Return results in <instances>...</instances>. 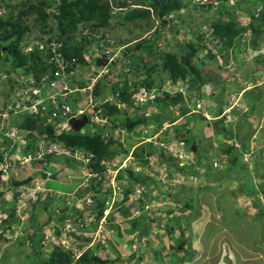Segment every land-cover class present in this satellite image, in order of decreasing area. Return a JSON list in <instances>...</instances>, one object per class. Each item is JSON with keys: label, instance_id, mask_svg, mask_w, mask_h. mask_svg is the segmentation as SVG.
<instances>
[{"label": "rangeland", "instance_id": "1", "mask_svg": "<svg viewBox=\"0 0 264 264\" xmlns=\"http://www.w3.org/2000/svg\"><path fill=\"white\" fill-rule=\"evenodd\" d=\"M27 1L28 0H0V16L3 18L8 17L11 12L8 6H14V16L17 17L22 11L19 6ZM238 1L244 2V4L248 3L249 5L256 0ZM59 2L60 0H56L54 6L48 9L50 14L56 13V6ZM186 2H188L187 6L183 7L178 15L170 16L172 21L168 29L163 30V37L155 42L154 48H156L158 52H161V56H164L167 52H177L179 44L194 39L192 32L202 35L207 41L212 40L213 44L218 43L212 35L213 29L211 27L213 18L216 19L220 17L218 14L216 16L214 14L216 8L214 7L212 12L207 14L204 9L196 8L195 3L189 2V0H186ZM225 4L226 6L235 7L238 2L237 0H229L226 1ZM256 8L260 7L256 6ZM23 19L26 24L31 26L30 33L26 34V38L30 41V45L39 41L45 46V42L50 38V35L46 34L43 36L44 41L37 39L38 37L40 38L43 33L39 25L35 23V16H24ZM207 19L209 20L208 23L205 21ZM236 20L239 26H247L249 23L248 16L246 14L244 15L242 12L237 13ZM223 21L226 22L225 18ZM52 22L50 20V23ZM113 24L115 26L113 27L112 25V29L109 33L115 40H124L129 48H133V53H135V46L137 44L150 38L156 31L161 29L160 23L157 20H155L150 27L145 26L134 34L130 33V30L133 28V25L130 23L125 24L124 27L121 25L117 26L116 22H113ZM103 31L105 30H100V32ZM83 32L84 35L88 34L87 30H83ZM251 34L252 33L248 32L243 37L241 45L236 48L235 52L231 50L228 51L227 66L225 62L222 61V56L220 55L217 56V61L208 58V51L199 52L197 57H195L194 60L197 66L202 67L204 72L207 70L214 76H220V78L228 84L225 98L224 94H222L220 83H217L219 85L217 87L218 92L210 91L209 86L205 88V97L200 98L198 102H200L205 109H208L209 113H205V111L196 107L194 101L197 99L198 93H196V97L189 100L193 93L188 92V87L190 85L188 81H178L176 84H172L169 80H166V73L164 74L163 72L161 75L159 74L160 76L157 75L158 78L164 79L163 83L156 81L154 90H156L158 94H162V91L165 90L171 93L181 91L188 100V107L191 111H196L195 113L190 112L184 115L183 119L181 118L177 123L181 122L183 124L182 121L185 119L186 123L192 120L194 126L197 124V128L193 127L185 138L187 144L185 152L184 148H178L176 150L177 158L169 154L166 155L169 160L174 163L173 166L168 164V167H165V165L163 166L153 158L150 160L149 166H142V170L136 169V174H140L144 171L142 172L144 176H151L153 180L151 186L156 185V187L153 190L150 187L149 192L136 191L139 187L138 183L131 187L133 193L130 194L128 203L133 204L132 211H138L139 215L136 219H133L134 222L129 221L128 224L130 225L129 229H131L134 224L139 223V229L142 231L140 237L149 236L150 239H148V242L145 244V246H147L145 254H139L135 261L130 260V256L125 258L123 262H116L115 264H167V259L169 261L170 257L178 259L179 254L182 255L181 257L186 258L187 261H190V264H193V261L196 260L194 257L196 255L198 256L203 248L210 250L212 255L215 253L217 254V264H264V217H261V213H264V194L261 193L257 196L249 194L247 188L243 185V180H245L248 175H245L244 179L225 177L231 170L227 165H224L223 162V160H226L225 149L228 145L232 144L233 141L225 139V137L221 135L216 136L215 134V123L221 118H224V124L233 133L237 130L240 131L239 139L244 141L247 146V151H245L243 156V162L249 163L251 171L248 174L254 180L256 184L255 187H264V34L257 38L260 45V50L258 51H253V49H251L253 37ZM98 42V45H100V41ZM114 42L115 41L112 40L107 44ZM207 46L208 48L213 47L210 44ZM114 48L120 49L122 56L120 57L121 62L117 64L118 70L129 79H132L134 76L143 78L144 74L141 70L142 67L139 69H133L131 67L130 70L129 67L124 68L123 65L125 62L127 65L130 63L129 60L124 59L122 54L125 50L124 46L115 45ZM212 50L213 53L217 52L215 48H212ZM24 52L31 53L32 50H27V47H25ZM224 53H227V51ZM164 62L165 60L163 58L151 54H146L143 60V63L148 65L158 63L160 65L159 70H162ZM0 64H2L0 68V107L5 109L6 106L8 107V111L10 109L7 119L0 117V130H4L5 127H9V123L11 124L15 116H17L15 112L17 106L15 102L19 87L16 85L18 84L16 80H19V77L18 75H6L10 67L7 64H3L1 60ZM219 66L222 68L225 66L224 71L220 72L218 70ZM261 67H263V69ZM115 77L116 74L111 73L106 76L103 82L111 84V82L115 81ZM153 78L156 79V77ZM235 79L237 81L239 79L240 83L236 82ZM109 84L106 86L105 96L112 93V88L110 89L111 86ZM210 88L213 89L214 87L211 85ZM212 92H215L214 99L220 102V107H216L214 105L215 103L210 98ZM250 92H254V95L251 94V98L248 99V96H250L248 93ZM259 94L262 95L260 100L255 101V98L258 97ZM193 96H195V93ZM154 97L155 95L152 96V98ZM251 105H253L254 110L250 108ZM219 109H223L224 112L218 117L216 112L218 113ZM170 110L171 113L168 111L162 114L154 109H150L145 116H151L155 113L156 116L161 115L162 119L164 116L168 118L170 116L169 114L178 117L177 114L179 109L175 108ZM131 111L135 110H130L128 107H121V113L109 120L124 121L126 115L130 117L134 116ZM200 113L202 115L207 114L206 116H208L207 118L212 126L199 121L201 120ZM17 128L14 129L17 130ZM185 128L188 127L180 124L178 130L182 131ZM148 129H150L148 135L152 136L153 130L157 129V127L153 124L150 125ZM12 131V129L5 130L4 133L14 139L13 146H17V150L13 153L10 152V155H13L11 157L8 155L6 157V165L0 167L4 173V181H0V264H39L41 260L49 258V254L53 251L54 247L69 249L72 244H78V242H80L79 239H76V235H79L80 232L78 229L80 225L78 216L80 214L79 210L85 206L84 201L81 199L84 194L81 192V195H74L73 193L75 191L74 187L77 186L75 178L79 177V174L84 178L83 171L85 168L81 167L80 173V167H78V163L76 162H79V159L73 158L71 162H68L67 160H70V158L66 155L56 154L58 149L45 141L46 137H48L47 135L39 137L35 131L28 129L17 131V134ZM83 131L94 133L92 122L83 127ZM162 131L163 129L159 130L160 133ZM166 133L167 132L164 131L163 134H160L161 141L167 136ZM246 133L250 135L247 139H243ZM29 134L33 136L29 137ZM2 136H0L1 152L4 149L2 146ZM146 136L147 135H142L139 131L135 136L127 140H125V138H120L124 150L126 148L128 151L125 150L124 152L123 150L117 154L124 157L126 152H134L135 147L142 144L144 142L142 138ZM173 143L177 146L176 142ZM30 144L33 145V147H31ZM194 144L199 147V152L191 154L188 149ZM1 146L3 148H1ZM235 146H241L239 140L235 142ZM157 147V151H161L160 147ZM46 149H48V152L49 149L53 152L54 158L50 161H44L42 163L43 165H40L39 162L43 158V153H46ZM34 151L35 153L37 152V156H25V154ZM179 155H182L183 158H180ZM198 159L206 161L209 164L208 169L210 168V170L201 169L198 165L194 170L188 167L189 164L197 163ZM136 161L133 164L137 166L138 163H136ZM180 170H186L189 174H182L179 172ZM194 172H197L199 177H192V173ZM43 174H58V177L57 180H43ZM202 174H204L203 177L200 176ZM32 175H35V178L29 184L19 187L16 191L10 188L9 179L11 176L23 180ZM178 177L181 179H178ZM145 180L148 181L147 179ZM178 182L184 183V185H176L174 187L171 185L173 183L177 184ZM78 183L80 184V182ZM121 184L126 185V183ZM71 185L73 187H70ZM123 189H125L124 186ZM78 190L81 191V188H78ZM16 192L20 193V197H15ZM65 192L70 195L67 197L64 194ZM164 192H167V194L163 195L162 193ZM169 194L174 195L172 198L173 200H171L173 203L169 202ZM62 195H65L66 200ZM159 195H161V198L159 197L158 201L153 199V196L157 197ZM146 199L151 203L148 205L150 206L148 210H145L143 207V204L147 201ZM142 200L144 201L143 204ZM186 202H189L191 205L189 211L184 210V204ZM177 203L179 206H177ZM46 204L48 206L47 211L44 209ZM67 207L72 208L67 209ZM187 213H189L188 218L185 216ZM13 215L15 216L13 217L16 220L15 223H11ZM93 215L91 216L93 217ZM91 216L90 218H92ZM113 217L114 216L111 215L107 222L108 224L104 225V232L108 231L110 227L109 224L111 223L110 221ZM147 217L148 221L145 222ZM51 218L54 223L59 220L62 225L51 223ZM87 218L88 217H86V221ZM151 218L155 222L160 221V223L157 222V226L151 224ZM92 219H90V223L95 224V221L93 222ZM166 221H168V223ZM34 227L35 231L36 227L40 228L37 229L36 235H41L40 240L43 241V244L45 243L43 245L44 249H41L42 252L38 254L35 252V245L32 242L35 239ZM204 227L205 230L203 231ZM98 229L99 228H97V230ZM132 229L136 230L134 228ZM169 229H172L171 233L168 231ZM58 230H61V233L64 235L58 237L56 235V232H60ZM154 232L156 233L152 235ZM96 234V232L91 234V240L95 239ZM158 234L162 236L159 237ZM202 235H204V237ZM163 236L164 240H173L171 241L173 243L172 250L168 248V244H160V240H162ZM199 238H202V240L198 243L196 241H198ZM115 239L117 242L119 241L116 236ZM191 240H196L194 244L198 243V245L195 246L192 242V247ZM120 241L119 250L121 254L124 253L125 256L132 254L129 240ZM216 241H219L220 244L217 245ZM104 242L106 243L100 242V245L99 243L91 245L89 249L92 251L89 252V257H99L102 260L108 258L107 260L112 262L114 261L113 256H118V250L113 251L107 244L108 241H106V239ZM137 242L141 243V240L138 238ZM187 244H190V247ZM101 245L103 247H101ZM184 245H187L188 249L192 250H186L187 247H184ZM181 247L184 250H180ZM164 251L167 253H164ZM189 252L192 256H188ZM140 257H142L143 260L139 262L138 260ZM172 261L176 263V260Z\"/></svg>", "mask_w": 264, "mask_h": 264}, {"label": "trees", "instance_id": "2", "mask_svg": "<svg viewBox=\"0 0 264 264\" xmlns=\"http://www.w3.org/2000/svg\"><path fill=\"white\" fill-rule=\"evenodd\" d=\"M190 1L195 3L196 8L204 9L207 14L211 13L214 7L216 8L214 14L215 16L218 14L220 17L216 19L213 18L211 27L213 29L212 35L214 39L218 41V43L213 44L212 40L207 41L202 35L192 32L194 39L189 42L179 44V49L177 52H167V54L164 56H161V52H158V50L154 48L155 42L163 37V30L168 29L169 24L172 21L170 16L178 15V13L182 11V8L187 6L188 2H186V0H60L59 4L56 6V13L54 14H50L48 9L54 6L56 0H28L26 3H22V5L19 6V8L21 7L22 11L17 17L14 16V6H8V8L11 9L10 15L6 18L0 16V60L3 62V64H7L10 67L6 75H33L36 81L40 82L42 76H44L48 71L49 67L47 66L45 59H47V57L53 56V54L47 53V50L41 51L39 47L36 46L34 51L31 53L24 52V48L30 46V41L27 40L26 34L30 33L31 26L26 24L23 17L34 15L36 25H39V28L43 33V35L37 39L43 40V36L49 34L50 38H48L45 42L46 47H48V45L53 41L60 43L61 46L58 48V52L66 59L68 64H72V62L76 60L77 64L81 65L82 68L81 71L77 69L80 73L83 74L87 70L92 71L102 69L104 66H98L97 59L92 57L89 61L87 60L86 52L93 50L94 53L100 54V51L105 50L107 45H109L107 43L114 40L115 42L112 46H124L125 50L122 52V54L125 60L130 61L128 65H123L124 68L129 67L130 70L131 67L133 69H139L142 67L141 70L144 74V77L138 78L137 76H134L132 79H129L126 78L121 71L114 69L113 73L116 74V77L115 81L110 84V89L112 88L111 92L113 94H119L118 101L121 104L123 102L126 103L127 106L125 108L128 107L130 110L135 111H131V113L134 115L133 117L126 115L124 121H113L115 123V127L114 130H112V134L108 137V140L103 137V129L97 128V126L91 120H89L87 124L92 122L94 133L84 132L82 128L79 131L70 130L55 135L54 129L51 126H48L47 128L43 126V120L41 117L29 116L27 113L17 114L11 124L9 123V127H5L4 130H0V136L3 135L2 146L4 147L2 152L0 150V167L6 165V157L10 155V152L13 153L15 150H17V146H13L14 139L6 135L4 131L17 127L18 132L28 129L35 131L39 137L47 135L48 137H46V140L53 143H60L63 145V147L70 149L73 152L75 150H80L81 153L85 155L92 153L94 157L92 158V162L89 166L92 167L95 172L100 173L101 175L107 170V168L102 166L101 163L103 161H106V163L109 164L113 163L114 161L118 160L117 153H120V151L122 152L124 150L120 142L122 135L116 134V128L118 127H121V129L127 131V135L124 136L125 140L132 138L137 134V132H141L143 128H148L150 125L154 124L157 129L153 130V135L164 127L166 128L165 131L167 132V136L164 137L165 142H185L186 139L183 137V134H187L188 136L190 130L193 129V127L197 128V124L194 126L192 120L186 123V119L182 121L183 124L181 122L177 123V121L181 118L183 119L184 115L193 112V110L191 111V109L188 107V100L181 91L171 93L170 91L165 90L162 91V94H158L157 91L154 90V86L156 81L163 83L164 79L158 78L157 75L160 76L161 73H166L167 79H165L169 80L172 84H176L178 81H188V83H190L188 92L193 94L195 93V96L191 94L189 100H192L194 97H196V93H198V97L194 101L195 105L200 100V98L205 97L204 90L205 88H208V86L210 91L218 92L217 87L219 86V83L222 94H224L225 98L226 89L228 87L226 81H223L220 76H214L207 70L204 72L202 67L197 66L194 60L195 57H197L199 52L208 51V58L211 60H216L217 56L220 55L222 56V61H224L227 66L228 51L231 50L232 52H235L236 48L241 45L243 37L248 32L252 33L251 36H253L251 47L253 51L260 50V45L257 38L264 34V0H256L257 2L255 1L249 5L248 3L244 4V2L237 0L238 4L235 7L226 6L225 3L229 0H189V2ZM256 6H259L260 8H256ZM238 12H242L244 15L246 14L248 16L249 23L247 26H239L237 23L238 21L236 20V15ZM224 18L226 22L223 21ZM50 20L51 22L53 20V22L50 23ZM155 20L159 21L162 30L160 29L159 31H156L152 36H150V38L145 39L143 42L137 44L135 46V53H133V48H129L124 40H115V38L109 33L112 29V25L113 27L115 26L113 22H116L117 26L121 25L122 27H124L127 23L132 24L133 28L130 30V33L134 34L136 31H139L145 26L150 27L151 24L155 22ZM205 21L208 23L209 20L207 19ZM83 30H87L88 34L84 35ZM100 30L105 31L100 32ZM187 31L189 32V30ZM98 41L103 44L102 47L98 46ZM208 44L213 47L208 48ZM212 48H215V50L217 49V52L213 53ZM47 49H50L51 51V48ZM225 51H227V53H224ZM130 53L133 54L129 55ZM146 54L158 55L159 58H163L165 62L162 66V70H159L160 65L158 63L153 65L143 63ZM118 62H121V59ZM1 67L2 64H0V68ZM53 67L55 66L53 65ZM67 69L72 70L70 67H67ZM224 69L225 66H223V68L221 66L218 67L220 72L224 71ZM153 77H156V79ZM236 82L240 83V80L238 79ZM87 83L88 82H80L79 84L86 86L88 85ZM103 83L105 84L103 85ZM108 84L109 83L106 84V82L102 81L99 82V84L96 86L94 94L106 95V86ZM211 85L214 87L213 89L210 88ZM139 93L155 95V98L153 100H148L146 103H137L136 105L137 96ZM251 94L254 95V92L248 93L250 96L246 95L248 96V99L251 98ZM214 96L215 92H212L210 94V98L213 100L216 107H220V102H217L214 99ZM261 96L262 95L259 94L258 97L255 98V101L260 100ZM103 108L105 109V119H112L114 116L121 113V107L117 105L115 106L107 104L104 105ZM175 108L179 109L177 114L178 117H174L169 114L170 116L168 118H165L164 116L162 119L161 115L156 116L155 113H153L151 116H145L150 109H154L163 114L167 113L168 111L171 113L170 109ZM250 108L253 109V105H251ZM223 112V109H219L218 113L216 112V114L219 117L221 114H223ZM200 117V122H205L207 125L212 126L205 115L200 113ZM180 124L186 125L188 128L180 131L178 130ZM215 126L216 136L221 135L224 136L225 139L233 141L232 144L228 145L225 149L226 160H223V162L224 165H227L231 169L225 177L244 179L245 175H248V177L243 180V185L247 188L249 194L252 196H257L261 193L264 194V187H255L256 184L254 183V180L248 174L251 171L249 168V163L243 162V156L245 151H247V146L244 141L239 139L240 131L237 130L235 133H233L224 124V118L218 120V122L215 123ZM244 135L245 136L243 139H247L250 134L246 133ZM32 136V134H29V137ZM237 140H239L241 143L240 147L235 146V142H237ZM2 146L1 148H3ZM31 147H33V145H31ZM125 150L128 151L126 148ZM188 150L191 154H194L191 148ZM198 152L199 147L197 146V153ZM12 155L13 154H11L9 157ZM28 155H33L35 157L38 154L34 151L25 154V156ZM133 156L136 158L140 166H149L150 159L153 158L160 162V164L167 165V167L168 164L171 166L174 165V163L169 160L168 156H166L164 152H160L159 150L157 151V147L154 146L153 143H142L137 145L134 149ZM53 158L54 154L47 152L43 155V158L40 160L39 164L43 165L42 163L44 161H50ZM67 161L71 162L72 159L70 158V160ZM76 162L78 163V167H80L81 173V167L86 168V166H84L83 162L80 160L79 162ZM189 165L188 167L190 169L193 168V170L197 165L200 166L201 169H208L209 167V164L206 161L199 159L197 160V163H192ZM180 171L186 175L189 174L186 170ZM192 174L194 176H199L197 172ZM203 175L204 174L200 176L203 177ZM3 176L4 173L0 169V181H4ZM34 178L35 175H32L26 179L19 180L14 176H11L9 179L10 188L16 191L19 187L29 184L34 180ZM127 178H129V181H134V183L130 182L127 184L124 182V180ZM75 181L77 185H79L78 182L82 183L84 178H82L79 174V177H76ZM118 181L122 187H125V189L123 194L117 198V204H120L121 206L119 212H117L115 215L120 214L121 216L125 217V224H127L130 221L127 219L131 216L132 210V204L128 203L130 194L133 193L131 187L138 183V188H140V190L143 189L144 191L149 192L152 184L151 182L153 180L151 176H144L142 173L136 174L133 169H127L120 172ZM123 182L126 183L127 186L125 184H121ZM91 183L92 187L90 191L96 194L93 196L95 203L93 206L87 209V212H82L81 215H86L88 213L91 216L94 214L93 219L96 221V224H99L101 219L104 217L105 209L107 208V195L101 192V182L92 180ZM163 194L165 195L167 192H164ZM77 195H79V192H77ZM15 197H20V193L16 192ZM143 203L144 201L142 200V204ZM184 205L185 209L189 211V207H191L190 203L186 202ZM44 209L47 211V204L44 206ZM188 215L189 213H187L186 218H188ZM13 217L15 216L13 215L12 218ZM80 217L83 218V216L78 217L79 221ZM261 217H264V213H261ZM11 221V223L16 222L15 218L11 219ZM157 222L160 223V221ZM155 225L157 226V223ZM37 229L40 228L36 227L35 231L34 227V236L36 240L34 239L32 242L35 245V252L38 254L44 249L43 245L45 243L43 244V241L40 240L41 235H36ZM138 230L139 228L136 230L131 228L128 229V233L135 234ZM168 231L171 233L172 229H169ZM73 254L74 253L72 251L69 252L56 247L50 252L49 258L41 260L39 264H73ZM89 256V252L84 253L79 258V263L112 264V262H109L108 260H101L99 257Z\"/></svg>", "mask_w": 264, "mask_h": 264}, {"label": "built area", "instance_id": "3", "mask_svg": "<svg viewBox=\"0 0 264 264\" xmlns=\"http://www.w3.org/2000/svg\"><path fill=\"white\" fill-rule=\"evenodd\" d=\"M113 44L114 43H111V46L110 44L107 45L105 50L100 51V54L94 53L93 50L86 52L88 61L92 57L94 59L106 58L108 60V64L102 69L92 71L87 70L83 74L78 71H81V67L79 64H77L76 60H74L72 64H68L66 59L58 52V48L61 46L60 43L53 41L48 45V47H46V44L44 46V44L40 43L39 41L31 44L32 47L30 45L27 47V50L31 49L34 51L36 46L39 47L41 51L47 50V53H51L53 56L47 57V59H45L49 68L46 74L42 76L40 82L36 81L33 75L18 76L19 80H16L18 82L16 85H18L19 89L16 94L17 98L15 103L17 110L15 112L17 114L27 113L29 116L41 117L43 120V126L45 128L51 126L54 129L55 135L72 130V119L78 120L83 116H86L88 120H91L97 126V128L103 129L104 136H106L104 138L108 140V137L112 134V130H114L115 124L113 121L104 118L105 109L103 106L107 104L115 106L117 105L120 107L127 106L126 103L123 102L121 104L118 101V93H111L107 96L103 95V97L102 95L94 94L96 86L99 84V82H103L107 75H110L114 72V69L112 68H116L115 70L118 69L117 64L119 63L118 61L120 60L121 53L120 49H116L112 46ZM102 45L103 44L100 43L98 46L102 47ZM47 48H51V51ZM126 64L127 63L125 62L124 65ZM53 65L55 67H53ZM67 67L72 68V70H68ZM80 82H88V85L82 86L79 84ZM104 84L105 83H103V85ZM152 96L153 95H147L146 93H139L137 96L136 105L137 103L143 104L148 100H153L155 97L152 98ZM196 107L202 109L205 111V113L208 112L207 109H205L200 104V102L196 103ZM7 109L8 107L6 106L5 109L0 107V117L3 119H7L9 116L10 109L9 111ZM195 112L196 111L193 113ZM204 115L206 116L207 114ZM150 129L143 128L141 130L140 133L142 135H147L145 138H142L144 141L143 143H153L154 146L160 147V152H164L166 155L169 154L174 157H177L176 150L178 148H184L185 152L186 144L183 141L177 143L176 146L173 142L170 145V143L160 140V134H163L166 129L165 127L161 133L158 131L152 136L148 135ZM12 130L17 134L18 130ZM116 134H121V139H123L124 136L127 135V131L121 129V127H118L116 128ZM45 141H47L46 143L49 142L51 146L58 149L56 154H63L70 158H75L77 160L79 159L83 162L84 166H86L85 170L83 171L84 181L80 186L84 194L81 199L85 204V206L81 209L91 207L93 206L92 204L95 203L93 196L96 194L90 191L92 187L91 181L97 180L98 182H101V192L107 195V208L105 210V217H107L114 205L117 203L118 196L123 194L124 189L119 184L118 177L121 171L131 169L133 162L136 160V158L133 156V152L127 153V155L125 154L126 156L124 155V157L118 154V160L111 164L103 161L101 164L102 166H105L107 170L101 175L100 173L95 172L93 168L89 166L92 162V158L94 157L92 153L85 155L82 154L80 150H75L73 152L70 149L63 147V145L60 143H53L48 140ZM45 152L47 153L48 149H46ZM48 153L53 152L49 149ZM44 154L45 153H43V155ZM179 156L180 158H183L182 155ZM140 191L144 192L143 189ZM135 241L136 242L133 244L134 251L139 249V244H137V236L135 237ZM141 242H144V240L141 239ZM77 256L80 257V254H77Z\"/></svg>", "mask_w": 264, "mask_h": 264}, {"label": "crops", "instance_id": "4", "mask_svg": "<svg viewBox=\"0 0 264 264\" xmlns=\"http://www.w3.org/2000/svg\"><path fill=\"white\" fill-rule=\"evenodd\" d=\"M184 135L185 134H183V137H184ZM136 161V160H135ZM135 161L133 162V163H135ZM136 163H138L137 161H136ZM131 169H133L134 170V172L136 171V169H138V170H142V166H140L139 164L136 166V164H133L132 165V167H131ZM142 172H144V171H142ZM141 172V173H142ZM124 182H126V183H130V182H133L134 183V181H129V178H127L126 180H124ZM123 182V183H124ZM179 186V185H184L183 183H177V184H173V187L174 186ZM70 187H73L72 185L70 186ZM156 187V185H153V186H151V189L153 190L154 188ZM75 188V187H74ZM75 190V189H74ZM161 191H163V190H161ZM64 194H69V193H67V192H65ZM163 194V193H162ZM164 195V194H163ZM159 197L161 198V195H159V196H157V197H155V196H153V199H155V200H157L158 201V199H159ZM170 201L169 202H171V200H173L172 198H173V195H170ZM147 201H145V203L143 204L144 206V208H145V210H148V208H150V206H148V205H150L151 203L150 202H148V199H146ZM171 203H173V202H171ZM133 205V204H132ZM131 205V206H132ZM120 204H115L114 205V207L112 208V210H111V212H110V214L107 216V217H105V214H104V217L101 219V221H100V223L99 224H96V221H95V224H91L90 222H91V220L90 219H92V218H90V214H86V215H81V213L82 212H87V211H81L80 212V214H79V216H83V218L82 217H80V225H79V235H76V234H74V235H76V239H79V241L80 242H78V244H72L71 245V248H66V249H68V250H66V249H64L65 251H69V252H73L74 254H73V264H82V263H79V256H77V254L79 255L80 254V256L82 255V254H84V253H86V252H91L92 250L91 249H89L90 248V246L91 245H94L95 243H99V245L101 244L100 242H103V243H106V242H104L105 241V239H106V241H108V245L112 248V250L113 251H117L119 254H118V256L116 257V255L115 256H113L114 257V261H112V264H115L116 262H123L124 261V259L125 258H127V257H130V255L131 254H129V255H126L125 256V254L123 253V254H121V252H120V250H119V248H120V243H121V241L120 240H129V242L131 243V253H133L134 251H133V248H132V246H133V244L136 242L135 241V239H134V237H136V236H139L140 237V235H142V231L139 229L136 233H135V235L134 234H129L128 233V230H126V229H129V224L127 223V224H125V217H123V216H121L120 214H117V215H115L117 212H119V210H120ZM177 206H179L178 205V203H177ZM160 207V206H159ZM106 210V209H105ZM135 210V209H134ZM184 210H187V209H185L184 208ZM131 212H132V214H131V216L127 219V220H130L131 222H134V220L133 219H136L137 218V216L139 215V213H138V211L137 212H133L132 210H131ZM151 212V211H150ZM167 212V211H166ZM166 212H165V214H166ZM164 214V215H165ZM111 215H113L114 217L111 219V223L109 224L110 225V227H109V229H108V231H105L104 232V229H103V227H104V225L105 224H108L107 222H108V220H109V217L111 216ZM150 215V214H149ZM167 215V214H166ZM78 216V217H79ZM185 216H187V214L185 215ZM86 217H88L87 218V221H86ZM104 218H105V220H104ZM152 219V218H151ZM93 220V222H94V219H92ZM148 221V217L146 218V220H145V222H147ZM197 221V220H196ZM167 222V221H166ZM165 222V223H166ZM51 223H54L53 221H52V219H51ZM150 223L151 224H156L157 222H155L153 219L150 221ZM54 224H57V225H62V224H60V221L58 220V221H56V223H54ZM137 224V227L136 228H134V229H138L139 228V223H136ZM72 225V224H71ZM125 225H126V228H125ZM205 226H207V225H205ZM97 228H99L98 230H97ZM77 229V230H78ZM205 230V227H204V229H203V231ZM58 231H60V232H56V235L58 236V237H61L62 235H64V234H62L61 232V230H58ZM203 231H202V234H203ZM97 233L96 234V236H95V239H93V240H91V234L92 233ZM76 233H77V231H76ZM156 232H154L152 235H154ZM151 234V233H150ZM70 235H72V234H70ZM115 236L116 237H118V242H117V240L115 239ZM158 236L159 237H161L162 235H159L158 234ZM203 237H204V235H202ZM152 237V236H151ZM159 237H157V238H159ZM188 237H191V236H188ZM94 238V237H93ZM147 241L146 242H148V239H150V237L148 236V237H144ZM200 240H202V238L200 239H198V241H196V242H200ZM171 241H173V240H164V236L162 237V240H160V244L161 243H165V244H168L167 246H168V248H171V250H172V245H173V243L171 242ZM195 241L194 240H191V246L193 247V245H192V242H193V244L195 243ZM109 242H110V244H109ZM153 242V241H152ZM170 242V243H169ZM203 242V241H202ZM217 242V241H216ZM159 243V242H158ZM198 243H196V244H194L195 246H197L198 245ZM146 244V243H145ZM220 244V242L218 241L217 242V245H219ZM105 245V244H104ZM189 247H190V244H187ZM187 245H184V247H187ZM101 247H103L102 245H101ZM199 247V246H198ZM219 247V246H218ZM54 248H56V247H54ZM60 248V247H59ZM75 251H74V250ZM93 249V248H92ZM219 249V248H218ZM87 250H89V251H87ZM146 250H147V246H145V253H146ZM180 250H184V249H182V247H181V249ZM186 250H188V251H191L192 249H188V247H187V249ZM199 251V250H198ZM219 251H220V249H219ZM144 253V254H145ZM164 253H167L166 251H164ZM175 253V252H174ZM174 253H172V254H174ZM193 253V252H192ZM217 253H218V251H217ZM184 254V253H183ZM216 253L214 254V255H212V253H211V251L210 250H206V249H204L203 248V250L202 251H200V253H199V255L197 256H195L194 258L196 259L195 261H193V264H217L218 262V260H216ZM182 255H180L179 254V256H178V259L176 258V259H174L173 257H170V261H172V260H176L175 262L176 263H173V261L172 262H170L168 259H167V264H190V261H187L186 260V258H184V257H181ZM188 256H192V254L189 252V255ZM137 258H138V256H137ZM108 258H106L105 260H107ZM141 259V260H140ZM139 260L140 261H142L143 260V258L141 257ZM102 260V259H101ZM111 262V261H110Z\"/></svg>", "mask_w": 264, "mask_h": 264}, {"label": "water", "instance_id": "5", "mask_svg": "<svg viewBox=\"0 0 264 264\" xmlns=\"http://www.w3.org/2000/svg\"><path fill=\"white\" fill-rule=\"evenodd\" d=\"M107 64H108V60L105 58L97 60L98 66H106ZM261 68L263 69V67H261ZM87 123H88V118L86 116H83L82 118H80L78 120H75V119L71 120L73 130H76V131L81 130ZM186 137H187V134L184 135V138H186ZM191 149H192L193 153H195V154L197 153V145L196 144L192 145ZM57 177H58V174H53V175L43 174L42 175L43 180H57ZM136 227H137V224H134L132 228H136ZM144 253H145V247L141 246L140 251L138 253L134 252L132 254L130 260L135 261L138 254L143 255ZM138 261H140V260H138Z\"/></svg>", "mask_w": 264, "mask_h": 264}, {"label": "clouds", "instance_id": "6", "mask_svg": "<svg viewBox=\"0 0 264 264\" xmlns=\"http://www.w3.org/2000/svg\"><path fill=\"white\" fill-rule=\"evenodd\" d=\"M105 59H106V58H105ZM97 60H98V59H97ZM249 111H250V108H249ZM192 113H193V112H192ZM88 122H89V120H88ZM84 127H85V126H84ZM72 130H73V127H72ZM185 144H186V143H185ZM186 146H187V145H186ZM185 148H186V147H185ZM194 154H195V153H194ZM69 158H70V157H69ZM175 158H177V157H175ZM71 159H73V158H71ZM163 166H164V165H163ZM166 166H167V165H165V167H166ZM208 170H210V169H208ZM179 172L182 173L181 171H179ZM182 174H183V173H182ZM187 175H188V174H187ZM193 176H194V175H192V177H193ZM167 177H168V176H167ZM185 177H187V176H185ZM198 177H199V176H198ZM178 179H181V178L178 177ZM179 181H180V180H179ZM178 183H181V182H178ZM173 184H174V183H173ZM173 184H171V185L173 186ZM183 184H184V183H183ZM174 185H175V184H174ZM80 186H81V183L75 187V191H74V193H73L74 195H77V192H79V195H81L82 189H81V191L78 190V188H80ZM136 191H140V188L136 189ZM144 192H145V191H144ZM82 193H83V192H82ZM65 195L68 197L70 194H65ZM65 195H62V197L65 198V200H66ZM106 200H107V197H106ZM74 205H75V204H74ZM106 207H107V206H106ZM71 208H72V207H67V209H71ZM88 208H89V207H87V208H85V209H80L79 211H80V212L83 211V210H84V211H87ZM138 238H139L140 240L143 239L144 242H141V243H138V242H137V244H139V249H137L136 251L133 250L134 252H137V253L140 251V247H141V246H144V247H145V243H146V241H147L144 237L141 238V237L137 236V239H138ZM134 239H135V237H134ZM132 248H133V246H132ZM134 252H133V253H134ZM133 253H132V254H133ZM132 254H131L130 256H132ZM82 255H83V254H82ZM82 255H81V256H82ZM81 256H80V257H81ZM138 256H139V254H138ZM80 257H79V258H80ZM130 258H131V257H130ZM140 258H141V257H140ZM140 258H139V259H140ZM136 259H137V258H136ZM140 260H141V259H140ZM139 262H140V261H139Z\"/></svg>", "mask_w": 264, "mask_h": 264}]
</instances>
